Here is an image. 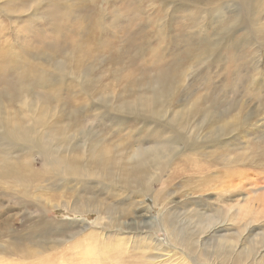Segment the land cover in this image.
Masks as SVG:
<instances>
[{"label": "rangeland", "instance_id": "1", "mask_svg": "<svg viewBox=\"0 0 264 264\" xmlns=\"http://www.w3.org/2000/svg\"><path fill=\"white\" fill-rule=\"evenodd\" d=\"M30 117L32 150L0 144V264H177L102 228L186 264H264V0H0V131ZM174 139L197 159L173 162ZM64 163L104 184L75 188ZM140 190L137 210L125 197ZM251 198L262 211L241 228ZM85 227L93 260L75 255Z\"/></svg>", "mask_w": 264, "mask_h": 264}, {"label": "bare ground", "instance_id": "2", "mask_svg": "<svg viewBox=\"0 0 264 264\" xmlns=\"http://www.w3.org/2000/svg\"><path fill=\"white\" fill-rule=\"evenodd\" d=\"M22 105L23 106L20 107L21 111H23L24 108H25L24 104H22ZM140 112H142V113H144L146 115H149V116H151V117H153L155 119L160 118L161 115H162L161 111L158 108H150V109H146V110H143V111H140ZM41 124H42V121L37 119V117H30L29 123L26 124L25 126L23 124H21V123H16L13 126V128L18 133L15 132V131H11V132H9V131L1 132L0 131V144L5 146L6 149H8V150H12L15 147L21 148V149L32 150L36 146V142L38 141L37 135H38V132H39ZM20 133H27L28 136L25 135L26 137H21ZM173 141H174L173 142L174 148H172V154L175 152V154H173L174 156L173 157L171 156L172 158H174L173 162L174 161L176 162V161L181 160V159L184 160L185 159L184 158L185 152L182 151L183 152L182 153L181 152V150H182L181 148H179V151H178V147L179 146L176 145V140L175 139ZM160 145L163 146V149L160 152L158 150L149 151L150 156L148 158L150 159L151 163L147 162L146 165H147V173L148 174L151 173V175H152L151 179L154 178V177H157V178L159 177V173L160 172L157 171L158 170V166H159V164H161V162H162L161 160L165 158V156H166L165 153H167V151H164V149L167 148L168 144H160ZM170 152H171V149H170L169 153ZM167 155L170 156V154H167ZM44 157H45L46 161H50V165L52 167H55V162L51 158H49L46 154H44ZM196 159H197V157H191V156L187 155V159H185V160L193 161V160H196ZM234 161L238 163L239 159L234 160ZM237 163L235 164L233 161H230V163L226 164L225 166H226V168L228 170L236 169V168H238ZM57 175L59 177H61L62 179H64L65 181L69 180L72 183H75L76 184L74 186L75 188L78 187V185H80L81 183H85V182H92L93 185L96 184L97 186L104 184V181L102 179H100L98 174H96V173L88 174L85 171H81V170H78L76 168H72L67 163H64V164H62V165H60L58 167ZM3 179H4V173H0V183H3ZM108 193L113 195V196H115V197H117V198H120V197H122V195H124L126 193V191L118 189V188L112 186L111 187V191H109ZM133 194H134V196L125 197V199L131 201L132 205L135 204L136 205V209L139 210L138 209V205L145 204V201H146V199L148 197V194L146 193L145 190H140L136 194L135 193H133ZM135 198H137V199H135ZM151 201L154 203V205L155 204H159V199L158 198H152ZM252 204H253L252 198L249 199L247 204H245V203L242 204V208L240 209V210H242V212H243V209L246 212H249L250 214H251V211H254L255 215L251 214V216H249L247 213H242L243 217H242V220H241V228L246 226V221L247 220L251 219L254 222L258 221L259 212H261L262 210L259 211V210L252 209L251 208ZM140 211H142V210H140ZM263 212H264V210L262 211V213ZM165 216H166V214H165ZM48 222L49 221L45 220L43 223H48ZM170 223H171V221L169 219L165 220V225H166L165 226L166 227L165 231L167 233L171 234L172 238L175 241H178L179 240L178 233L175 232V229L172 228ZM97 225H102L101 222H100V218L98 219ZM123 225H124V231H125L126 227H128L129 224H128V222H124ZM50 226H51V223H49V227ZM82 227H84V226H82ZM121 229H123V228H121ZM85 230H88V231H85ZM84 231L86 232V234H83ZM122 232L123 231H120V230H118L117 232L105 231L102 228L97 233V232H94L93 230H90L89 227L88 228L87 227L82 228V230L78 234L73 235V237L74 236L78 237V236H81V235H83V237L78 239L79 243H75V242L74 243L75 244H81V243L84 242L83 241V238H84V240L86 241V251L87 252L84 251L86 254L83 253V255H81V256H79L78 254H75L77 256L76 258H78V259H90V260L94 259L93 253H92V250L90 249V247L93 246L92 245V240H94V236H96V233H97V235L99 237H101L102 240L108 239V238H112V239H115V242L117 244H120V245L130 244L131 242L137 243L139 241L150 242V244L153 245L158 251L167 252L168 255L166 257V260L174 259V261L177 262V264H186V260L185 259H183L181 257H175L176 256L175 252L173 253V252L167 250L161 244V242L159 241L158 237L151 236V235H147L145 237H141L139 235H137V236L134 235L133 236L134 238L132 240V237H131L132 235H130L128 237L129 234L125 235L126 232H123V233ZM113 233H116V234H113ZM105 244H107V243H105ZM61 264H70V263L61 261Z\"/></svg>", "mask_w": 264, "mask_h": 264}]
</instances>
